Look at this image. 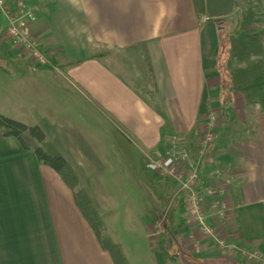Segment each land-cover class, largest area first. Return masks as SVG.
Listing matches in <instances>:
<instances>
[{"label": "crops", "instance_id": "0c3cea01", "mask_svg": "<svg viewBox=\"0 0 264 264\" xmlns=\"http://www.w3.org/2000/svg\"><path fill=\"white\" fill-rule=\"evenodd\" d=\"M25 4L36 16L30 29L47 61L10 43L0 21V114L45 133L130 264H164V255L143 235L141 207L135 217L129 208L132 217L122 224L116 219L118 191L108 180H138L144 153L191 148L209 108L218 113L219 132L205 150L212 163L205 164L209 171L222 166L224 179L231 178L227 231L264 264V111L238 92L229 91V103L220 99L219 28L206 18V1ZM177 138L183 142H171ZM63 182L50 167L37 166L17 138L0 137V264H114ZM224 233L222 240H230ZM184 234L170 236L181 264H250L222 246L197 257L184 248Z\"/></svg>", "mask_w": 264, "mask_h": 264}, {"label": "rangeland", "instance_id": "374dc122", "mask_svg": "<svg viewBox=\"0 0 264 264\" xmlns=\"http://www.w3.org/2000/svg\"><path fill=\"white\" fill-rule=\"evenodd\" d=\"M24 1L26 2L27 0ZM244 9L242 0H235L234 12L226 18L220 19L222 20V26L225 27L226 34L231 35L237 30ZM1 20L6 23L4 33H6L7 37L10 39L7 30L9 28L8 21L6 18H3V15L0 13V21ZM234 66L238 67L240 64L235 62ZM216 94L217 93L213 92L212 96L214 97ZM207 121L208 117H206L204 123ZM218 121L219 119L217 117L214 121V140L212 145L215 140H217V134L219 132L217 126ZM171 142H183V140L177 138L172 139ZM197 142L198 139L189 149H186L183 146L181 147V145L178 147L176 146L177 150L173 148L171 153L166 152L167 154H164V156L155 157L152 156V154L149 155L144 153L143 164L141 166V176L138 177V180L127 179V186L124 185V182L122 181L117 182L115 180H108L109 184L107 187L118 191L113 194V196H116V202L113 203L112 206L118 211L116 219L122 224L124 217L131 218L132 216H137L140 213L141 207L142 219L143 223H145L142 230L143 235L150 237L149 244L154 251H161L163 253L164 264L165 262H169V264H181L178 257L172 256L171 253L173 244L170 243V236L174 234L185 233L183 242L185 245L184 248H190L197 257H202L204 254L209 253L210 250H212V247L221 249L219 246L223 245L213 243L212 239L206 234L204 226L199 223L196 216H194L195 214L192 215L193 204L191 201V195H189L187 191H183V186L180 183L186 182V178L189 177L190 173L196 171L199 176V183L195 190L199 196L197 210H200L201 206V217L203 218L204 224L211 229L219 241L220 239L223 241L221 238L222 231H224L226 236L230 239L223 241L224 247L221 250L239 256L241 261L247 259L250 264H260V262L254 257H251V253L246 246H242L239 243L237 244V241L239 240L237 235L227 231L226 227L228 223L225 220L226 215L224 214L228 207L227 205L234 198V196H231L230 198V195L228 194V187L230 186L231 178L228 177L227 180L224 179L226 175L220 165L213 168L216 166L214 165L211 167L210 171L206 170L205 163L207 162V159L210 163H212V160L207 157V154L200 156L195 152ZM97 149L99 152L101 151L99 148ZM184 152H188L189 160L188 158L183 160L182 154H184ZM214 162L216 163V160H214ZM210 163L209 165L211 166ZM170 168H174L180 174L181 177H179V182H174L172 181L173 179L167 177V171ZM118 184H121V186ZM135 187H137L138 190ZM140 188L142 190V204L140 202V193H138ZM127 190L133 191L132 194H126ZM189 205L191 210H189ZM129 208H135L133 209L132 216H130ZM106 229L107 230L103 232L114 240L107 225ZM136 232H138V230H136ZM115 242L118 243L117 241ZM136 255L139 259H142L144 256L142 255V252H136Z\"/></svg>", "mask_w": 264, "mask_h": 264}, {"label": "trees", "instance_id": "16d2710c", "mask_svg": "<svg viewBox=\"0 0 264 264\" xmlns=\"http://www.w3.org/2000/svg\"><path fill=\"white\" fill-rule=\"evenodd\" d=\"M244 12L237 30L226 34L222 20L211 19L219 28L220 53L216 68L220 70L222 102L229 103L230 92H238L245 103L259 105L264 111V13L261 0H242ZM222 19V18H221ZM221 21V22H219ZM235 62L240 66L235 67ZM17 138L24 151L32 152L37 166L44 165L56 171L73 192L78 208L94 229L98 240L107 250L114 264H130L122 245L104 232L107 230L99 211L83 187L75 170L58 148L51 143L38 126H28L0 114V137ZM104 231V232H103ZM181 250V249H178ZM183 250V249H182ZM184 251V250H183Z\"/></svg>", "mask_w": 264, "mask_h": 264}, {"label": "built area", "instance_id": "2783aa9c", "mask_svg": "<svg viewBox=\"0 0 264 264\" xmlns=\"http://www.w3.org/2000/svg\"><path fill=\"white\" fill-rule=\"evenodd\" d=\"M25 3L26 2L24 0H0V13L3 15V18H6L8 21L9 28L7 30L11 39L10 43H12L14 46L25 47L30 52V55L35 61L44 63L47 61V56L43 53L40 42H38V40L32 35L30 29V25L36 21V16H34L35 14ZM206 113L208 121L202 124V131L199 138H197L198 142L196 144L197 147L195 151L200 156L204 155L206 152L205 150H207L208 147L213 143V132L215 127L214 121L218 117V113L212 108H209ZM182 158L183 160H186L187 158L189 160L188 152H184V154H182ZM167 177L179 182V177L181 176L174 168H170L167 171ZM198 180V172L192 171L189 177L186 178V182L180 183L182 184L183 189H186L189 195H191L193 213L195 214L194 216H196V219L199 221V223L204 226L206 234L212 239V242L218 245H223L222 247H224V242L221 241V239L219 241L211 229H209V227L204 224L203 218L201 217V209L197 210L199 205V196L195 190ZM251 257H254L258 262H260L256 256L253 255Z\"/></svg>", "mask_w": 264, "mask_h": 264}, {"label": "water", "instance_id": "95a60500", "mask_svg": "<svg viewBox=\"0 0 264 264\" xmlns=\"http://www.w3.org/2000/svg\"><path fill=\"white\" fill-rule=\"evenodd\" d=\"M206 18L221 19L231 15L235 10V0H205Z\"/></svg>", "mask_w": 264, "mask_h": 264}]
</instances>
